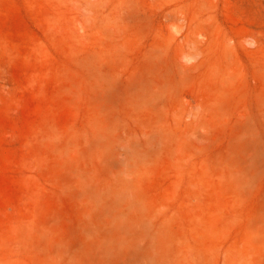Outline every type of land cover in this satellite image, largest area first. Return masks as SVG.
<instances>
[{
  "label": "rangeland",
  "instance_id": "rangeland-1",
  "mask_svg": "<svg viewBox=\"0 0 264 264\" xmlns=\"http://www.w3.org/2000/svg\"><path fill=\"white\" fill-rule=\"evenodd\" d=\"M0 264H264V0H0Z\"/></svg>",
  "mask_w": 264,
  "mask_h": 264
}]
</instances>
